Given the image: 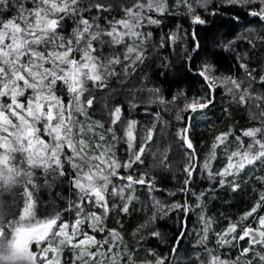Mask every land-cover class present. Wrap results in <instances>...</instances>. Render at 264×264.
Listing matches in <instances>:
<instances>
[{"label": "snow or ice", "instance_id": "snow-or-ice-1", "mask_svg": "<svg viewBox=\"0 0 264 264\" xmlns=\"http://www.w3.org/2000/svg\"><path fill=\"white\" fill-rule=\"evenodd\" d=\"M181 13L187 28L168 23ZM221 90L223 114L246 121L201 159L195 121ZM170 102L177 125L151 107ZM203 182L214 198L248 195L247 209L221 212V227ZM195 210L187 264H264V0H0V264H179Z\"/></svg>", "mask_w": 264, "mask_h": 264}, {"label": "trees", "instance_id": "trees-1", "mask_svg": "<svg viewBox=\"0 0 264 264\" xmlns=\"http://www.w3.org/2000/svg\"><path fill=\"white\" fill-rule=\"evenodd\" d=\"M172 1L170 0V3ZM181 14H173L172 17L169 18L168 23L171 24L173 19L175 23H180L183 25V28L188 27V22L181 20L180 18ZM224 19H227L225 16ZM248 20H252L253 18L251 16L247 17ZM243 24V21L240 22ZM244 27H256L255 24L252 25H245ZM244 27L237 28L236 33L237 35H240L241 33H244ZM159 31V30H157ZM182 34V32H181ZM240 47L245 48L247 47L246 42L241 40L240 42ZM169 51L171 49L169 48L168 50L164 51L161 53V57L168 55ZM173 56H175V53H172ZM231 63L230 60H223L221 61V70L226 71L229 64ZM154 68H159V59H157L156 64L153 66ZM231 69L232 72H237L236 65L233 63L231 64ZM163 71V70H161ZM152 79H155V77H152ZM173 92L175 91V86H172L171 89ZM216 107L212 109L211 111H208L205 116L206 119H197L195 121L197 127L195 129V143L198 148V151L200 153L201 159L203 158L204 154L207 153L211 140L214 136V134L219 131V130H225L226 126L229 124H235L236 127H240L245 124L246 121V113H240L236 112L234 113L232 118L226 117L223 112L221 111V105L225 104L227 101L228 97L226 94L223 93V91H218L216 94ZM170 100V97H169ZM152 108L155 110L162 111L163 115L165 116L166 119L170 120L173 125H177V121L175 120V113L177 111V104L176 103H168L167 105H152ZM167 109V111H164V109ZM138 118L141 120L142 123L147 122L148 120V114L144 113L142 110L137 113ZM233 144H235V141L233 139L232 141ZM171 159L173 161V171L175 172V175L177 178L180 176L179 172V164L182 160V157L180 155L179 150L174 146L173 147V152L171 155ZM220 159H223V156L221 155ZM217 167H219V164H217ZM197 179L199 180V174H197ZM162 182L166 187H172L176 184V181L172 179L171 174L165 176L162 178ZM197 192L199 191H204L205 196L207 198V214L210 216H213L218 222H220V226H224V220L223 217L220 216V213H227L228 215H231L235 217L236 214L245 211L250 203V198L248 195H241L239 197H233L231 195L224 197L223 193L220 192L219 189L216 190L217 193H219V198H214V195H210L208 192L209 185L207 182L200 183L198 185L193 186ZM137 195H139L141 200H145L147 198V192L146 189L138 188L137 189ZM156 195L158 198H166V193H161L157 192ZM176 199H188L190 202L195 203L196 202V197L191 195L190 193H185V194H177L175 197ZM197 212L198 210L192 211L190 214H188V224H187V230L189 233V236L185 238L183 242V246L181 247V255L178 257V262L179 264H187V259L188 257L184 256V250L187 249H195V241L198 239V237L195 235L196 232L200 230V223L198 222L197 219ZM171 215V214H170ZM140 216L137 215L134 218H125V230L126 232L130 233L132 228L135 227L136 223L139 222ZM174 219L175 217L173 216L172 219H164L160 222V227L163 232H165L168 235H171L173 232H175V227H174ZM215 227V226H214ZM198 228V229H197ZM130 238V237H129ZM210 246L213 247L215 246V241L212 236H210ZM152 247H158L159 249L163 251H167V248L163 244H157L155 242H150ZM225 254L227 253V249L223 250ZM139 257L143 258L145 256V250L141 249L138 253Z\"/></svg>", "mask_w": 264, "mask_h": 264}, {"label": "rangeland", "instance_id": "rangeland-1", "mask_svg": "<svg viewBox=\"0 0 264 264\" xmlns=\"http://www.w3.org/2000/svg\"><path fill=\"white\" fill-rule=\"evenodd\" d=\"M172 1V0H171ZM198 229V228H197ZM214 246V245H213ZM209 247H211L210 245H209Z\"/></svg>", "mask_w": 264, "mask_h": 264}]
</instances>
